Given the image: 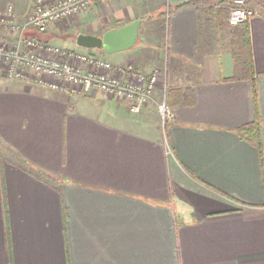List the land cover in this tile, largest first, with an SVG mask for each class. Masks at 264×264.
Returning a JSON list of instances; mask_svg holds the SVG:
<instances>
[{
	"label": "crops",
	"instance_id": "0c3cea01",
	"mask_svg": "<svg viewBox=\"0 0 264 264\" xmlns=\"http://www.w3.org/2000/svg\"><path fill=\"white\" fill-rule=\"evenodd\" d=\"M34 1L0 6L24 18ZM189 1L110 0L45 33L141 20L118 61L88 53L161 71L164 131L148 103L134 116L104 94L0 76V264H264V0H248L253 79H231L229 12L176 8ZM257 113L262 153L240 132Z\"/></svg>",
	"mask_w": 264,
	"mask_h": 264
},
{
	"label": "built area",
	"instance_id": "2783aa9c",
	"mask_svg": "<svg viewBox=\"0 0 264 264\" xmlns=\"http://www.w3.org/2000/svg\"><path fill=\"white\" fill-rule=\"evenodd\" d=\"M110 0H35L33 9L20 18L14 5L0 8V76L40 85L75 97L104 94L126 102L132 114L142 111L155 95L161 71L146 73L132 64L120 65L96 54L63 48L26 35L45 34L54 25L73 20L98 3ZM229 22L238 25L257 15L248 0H228ZM66 25V24H65ZM164 119L174 113L164 101L160 106Z\"/></svg>",
	"mask_w": 264,
	"mask_h": 264
},
{
	"label": "trees",
	"instance_id": "16d2710c",
	"mask_svg": "<svg viewBox=\"0 0 264 264\" xmlns=\"http://www.w3.org/2000/svg\"><path fill=\"white\" fill-rule=\"evenodd\" d=\"M216 2V3H215ZM213 4L214 6L216 5H221L222 9H214L217 10L218 12H223L226 14L229 12L230 9V3L228 0H213V2L206 1V0H191L187 3H184L183 5H179L176 8H180L183 6H188V5H199V4ZM225 18V17H224ZM226 19L223 20L225 22ZM227 21V20H226ZM229 23V21H228ZM248 22L241 23L238 25H232L229 24L228 26L231 28L233 34H237V39L236 41V51L234 53L235 55V64H236V71L235 75L231 79H240L243 77H249L253 79V60L250 54V39L248 36ZM239 32V33H238ZM171 90L168 89L167 91V98L169 101V105L171 104V99H172V94ZM255 96L257 95L256 89L254 90ZM243 136L252 142L254 145L257 146V148L260 150L262 153V137H261V121L260 117L257 113L256 119L253 123L246 125L243 127L240 131Z\"/></svg>",
	"mask_w": 264,
	"mask_h": 264
},
{
	"label": "rangeland",
	"instance_id": "374dc122",
	"mask_svg": "<svg viewBox=\"0 0 264 264\" xmlns=\"http://www.w3.org/2000/svg\"><path fill=\"white\" fill-rule=\"evenodd\" d=\"M9 4H12V3H9ZM9 4H7L5 6H0V8L1 9H4ZM33 6H34V3H33ZM33 6H32L31 9H33ZM15 9H16V7H15ZM71 21L72 20H66V21H63L61 24H63V27H64L65 24L66 25H69ZM49 32H51L50 29H49ZM61 34H62L61 36L59 34H53V35H49V34H39L36 31H33V32H29L28 31L26 33V35H32V36L35 35V37L40 36V37L46 38V39L50 40L51 43H53L55 45H58L60 47H63V48H71V49H75L76 51L83 52V53H88V52L98 53L99 52L98 49H91V48H86V47L79 46L77 44V42H76V34H75L74 31H70V32L67 31L66 32V29H65V32H62ZM4 39H5L4 38V32H1L0 33V42H1V40H4ZM128 51H130V50L121 51V52L115 53V55L114 54L108 55L107 57L110 60H112V61H118L119 60V57L125 56L126 53H128ZM161 81H162V73L160 75V83L158 85V88L156 90V93H155L154 97L149 102H147V103L151 105V107L153 109L151 113L153 114V117L154 118H157L158 117L159 122H161L162 130L164 131V127L167 124V122H168L169 119H164V117L162 115V111H161L160 106L163 104L164 101L166 102V105L167 106H169L170 108H171V106L169 105V101H168V98H167L168 88H166L165 86H163V84L161 86ZM96 95H99V94H96ZM127 109H128V106H127ZM171 110H172V108H171ZM128 112L131 113L129 111V109H128ZM139 114L140 113L133 114V115L134 116H138Z\"/></svg>",
	"mask_w": 264,
	"mask_h": 264
},
{
	"label": "water",
	"instance_id": "95a60500",
	"mask_svg": "<svg viewBox=\"0 0 264 264\" xmlns=\"http://www.w3.org/2000/svg\"><path fill=\"white\" fill-rule=\"evenodd\" d=\"M141 20H135L125 26L108 30L102 36L79 34L76 42L79 46L99 49L107 55L132 49L138 41Z\"/></svg>",
	"mask_w": 264,
	"mask_h": 264
}]
</instances>
